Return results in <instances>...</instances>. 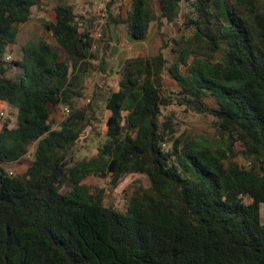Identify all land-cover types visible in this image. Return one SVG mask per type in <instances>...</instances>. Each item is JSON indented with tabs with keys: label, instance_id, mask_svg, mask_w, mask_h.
<instances>
[{
	"label": "trees",
	"instance_id": "1",
	"mask_svg": "<svg viewBox=\"0 0 264 264\" xmlns=\"http://www.w3.org/2000/svg\"><path fill=\"white\" fill-rule=\"evenodd\" d=\"M158 2L156 14L151 0H131L122 18L119 0H108L107 27L125 23L143 40L157 20L163 48L176 57L168 65L160 50L125 60L119 88L106 98V139L96 154L76 159L80 133L99 117L93 104L78 105L95 37L60 1L56 21L43 22L51 40L10 60L6 47L39 0H0V115L15 112L0 129V264H264V9L257 0ZM178 18L184 31L164 37V19ZM112 44L104 39V58ZM19 66L25 75H9ZM166 72L181 103L215 117L219 139L175 135L169 116L161 124ZM60 106L69 112L56 126ZM236 141L245 164L234 159ZM28 153L25 171L6 167ZM99 173L115 185L142 173L151 186L135 190L121 211L84 183Z\"/></svg>",
	"mask_w": 264,
	"mask_h": 264
},
{
	"label": "rangeland",
	"instance_id": "2",
	"mask_svg": "<svg viewBox=\"0 0 264 264\" xmlns=\"http://www.w3.org/2000/svg\"><path fill=\"white\" fill-rule=\"evenodd\" d=\"M257 1L259 2V5L262 6V9H264V0ZM151 4L154 12L159 14V2H157V0H151ZM185 4V1H183L181 4L182 13H184L186 10ZM130 6L131 1L126 2L125 10H127V8L129 9ZM181 20L182 18L176 19V21L179 23H174V25L172 22L164 19L162 27L160 28L164 34V37L170 38L171 36L173 37L181 34L182 31H184V29H182ZM152 25L153 29L151 32H149L146 41L143 43L145 48L144 50L148 54H155L160 50H163L165 56L168 59L169 65L172 63V60L176 57V55L171 50V46L163 48V45L160 44L161 35L157 20H154ZM44 36H46V34L44 32L43 24H37L36 20L33 22L31 21L24 23L20 26V35L17 40V45H24L26 41H28V46L30 47L33 43H36L41 37L43 38ZM47 38L50 37L47 36ZM103 44V40H96V49H94L95 59L92 62L90 71L88 72V79L86 81L88 85L84 96L79 100L78 103V105L82 107H89L88 104H93L94 109L99 110V117L97 118L93 116L90 124L86 125V127L80 133V136L74 146V156L76 159L89 158L96 154L98 147L105 141L107 131L106 123L111 112L106 107V98L111 94L112 91L119 88L121 70L123 69L126 58L128 59L142 55V52L140 51L135 52L132 49L128 50L121 48L119 52H116L115 56L104 58L103 54L102 56L99 54L101 46L104 47ZM17 45L15 43H10L7 45L5 53L6 57H9L8 59L11 60L17 58L15 49ZM27 47L24 46L21 52L28 50ZM138 49L139 47H137V50ZM221 54L222 52L217 53L216 57L220 58ZM101 66H104L106 69L105 72L100 71ZM25 72L26 70L21 66L11 68L8 71L9 75L11 76H16L17 74L25 75ZM99 72L101 74H99ZM159 80L161 82L160 90L163 99H166L168 102L167 105H162L161 107V124L166 121V116H169L172 121L173 129L175 130V135L184 133L194 137L219 139L220 132L213 115L209 113L198 112L191 106L181 103L179 98L180 94H178L180 88L177 85L176 80L167 72L162 74ZM93 93L98 95L94 96ZM56 112L57 114L54 119L56 126H58L67 115V112H65L63 106H60ZM88 113H91L90 109ZM7 118H11L12 123L15 120V112L9 107L5 111V114L0 115V129ZM165 146L169 147L170 143H166ZM34 148L35 144L32 146V148H30V151H33ZM234 150L236 152L234 159L240 164H245V160L243 159L241 153L243 146L240 141H236L234 143ZM29 153L22 157L21 160L8 164L6 167H8L9 170H13L15 173L25 171L32 161L29 157ZM84 183L89 186L92 193L97 194L101 198V201L104 205L113 206L121 211L126 209L128 199L135 190L141 187L149 188L151 186L148 176L142 173L127 174L117 185L113 183L111 174H90L84 179ZM70 188L71 187L68 184H65L62 186L61 191L68 192ZM261 219L262 222H264V203L261 205Z\"/></svg>",
	"mask_w": 264,
	"mask_h": 264
},
{
	"label": "crops",
	"instance_id": "3",
	"mask_svg": "<svg viewBox=\"0 0 264 264\" xmlns=\"http://www.w3.org/2000/svg\"><path fill=\"white\" fill-rule=\"evenodd\" d=\"M67 2L69 4H72L74 6V10L77 14L80 15V18H78L80 28L86 29L90 28L92 31V35L95 37V41L98 39L103 40L104 39H112L113 45H116L118 47V51H120L121 48L124 49H132L135 52L140 51L142 52L143 56H151L154 54H148L144 49V42L146 41L147 37L143 40H136L134 39L127 28V25L125 23H121L119 25H114L113 23L109 24L107 27L105 22H106V8H107V0H39V4L34 5L31 7V18L28 22H33L36 20L37 24H43L45 20L48 21H56V10L55 6L60 2ZM131 1V0H119V5H120V14L122 18H126L127 16V10H125V3ZM158 2V0H157ZM42 20V21H40ZM44 20V21H43ZM44 27V26H43ZM153 29V25H151V30ZM103 31L105 34L104 37L97 39V33L99 31ZM45 32V31H44ZM46 33V32H45ZM20 35V27L17 35V40ZM149 35V34H148ZM49 36V35H48ZM45 37V36H44ZM47 37V36H46ZM50 37V36H49ZM42 38V37H41ZM15 42L17 45L18 42ZM47 40H51L50 38H47ZM162 38L160 39V44H162ZM26 44V45H25ZM24 45L16 46V56L17 60H22L23 58V52L21 50L28 45V41H26ZM99 45V43H98ZM111 46V48H112ZM139 49L137 50V47ZM96 49V44L93 46V50ZM111 51V49H110ZM110 53V52H109ZM100 56L103 54V47L101 46L100 48ZM116 54V53H115ZM115 54L113 56H115ZM140 54V53H136ZM157 54V53H155ZM110 56V55H109ZM112 56V57H113ZM129 57V56H128ZM127 59V58H126ZM102 72V71H101ZM99 74H101L99 72Z\"/></svg>",
	"mask_w": 264,
	"mask_h": 264
},
{
	"label": "built area",
	"instance_id": "4",
	"mask_svg": "<svg viewBox=\"0 0 264 264\" xmlns=\"http://www.w3.org/2000/svg\"><path fill=\"white\" fill-rule=\"evenodd\" d=\"M107 2H108V0H107ZM97 37H99V38L103 37V32L101 30L97 33ZM64 110H65V112H69L68 107H64ZM1 114L3 115V112Z\"/></svg>",
	"mask_w": 264,
	"mask_h": 264
},
{
	"label": "water",
	"instance_id": "5",
	"mask_svg": "<svg viewBox=\"0 0 264 264\" xmlns=\"http://www.w3.org/2000/svg\"><path fill=\"white\" fill-rule=\"evenodd\" d=\"M117 51H118V47L116 45H113L109 53L110 57H112Z\"/></svg>",
	"mask_w": 264,
	"mask_h": 264
}]
</instances>
